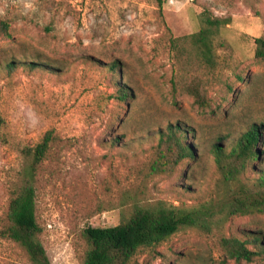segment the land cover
I'll return each mask as SVG.
<instances>
[{"label": "rangeland", "instance_id": "1", "mask_svg": "<svg viewBox=\"0 0 264 264\" xmlns=\"http://www.w3.org/2000/svg\"><path fill=\"white\" fill-rule=\"evenodd\" d=\"M208 17L229 22L214 41V68L189 39ZM0 20L9 25L0 32V229L31 161L27 150L51 132L34 184L51 264H82L85 229L115 226L137 207L206 203L216 206L208 228H183L140 249L130 264H264V253L237 262L219 245L222 236H258L264 247V213L227 217L213 158L218 138L264 122V62L255 44L264 34V0H164L162 7L157 0H0ZM176 124L188 132L193 157L156 174L161 133ZM256 176L248 170L243 178ZM0 264L31 263L0 238Z\"/></svg>", "mask_w": 264, "mask_h": 264}, {"label": "trees", "instance_id": "2", "mask_svg": "<svg viewBox=\"0 0 264 264\" xmlns=\"http://www.w3.org/2000/svg\"><path fill=\"white\" fill-rule=\"evenodd\" d=\"M164 0H157L159 7ZM227 20L208 17L199 32L189 36L192 45L198 51L202 61L208 67L216 66L214 41ZM9 25L0 20V32L8 34ZM256 57L264 62V34L255 39ZM32 65L35 63H31ZM13 69L12 63L8 64ZM113 72L119 71L112 66ZM196 101L203 103L204 97L198 89L194 91ZM127 91L120 90L118 98L126 100ZM188 132L181 124L169 125L162 131L158 146L159 159L152 170L156 174L173 172L184 160L193 157L191 145L187 144ZM217 139L213 149L214 162L226 188L221 200L225 202L227 217L264 213V122H254L245 128L238 137ZM52 142L48 132L34 148L27 150L30 163L23 169L19 184L11 197L5 218L0 229V238L19 245L27 254L31 264H51L46 250L39 239L40 225L36 218L35 180L41 163L46 158ZM116 143H118L116 141ZM252 170L256 176L245 181L243 176ZM215 204L206 203L192 209L168 208L159 205L154 208L137 207L131 216L112 227H88L84 231L89 243L82 264H130L142 248H153L168 240L183 228H208L209 218L215 215ZM259 244L258 236L247 240L222 236L219 245L225 256L237 262L253 261L254 257L264 253L250 249L249 245Z\"/></svg>", "mask_w": 264, "mask_h": 264}]
</instances>
